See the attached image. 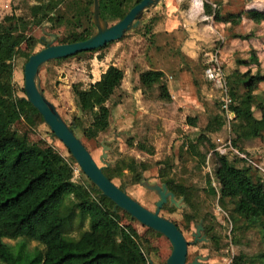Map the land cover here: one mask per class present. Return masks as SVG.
Returning <instances> with one entry per match:
<instances>
[{"label":"rangeland","instance_id":"374dc122","mask_svg":"<svg viewBox=\"0 0 264 264\" xmlns=\"http://www.w3.org/2000/svg\"><path fill=\"white\" fill-rule=\"evenodd\" d=\"M70 1L65 0L59 5L61 21L57 22L55 15H51L49 18L51 23L43 27H34L29 17V7L38 0H0V21L6 15L16 14L23 17L26 22L20 25L21 32L41 38L46 37L45 44L38 46L39 50L44 48L48 42L68 43L71 40L73 26L76 25L81 30L90 18L92 20L90 8L93 6L91 5L89 11L85 10L84 14L75 21L72 18L74 12ZM165 1L146 11L141 25L128 31L122 39L112 42L105 50L87 51L77 57L61 61L56 59L44 64L40 71L41 85L46 96L55 104L62 117L68 123L73 124L77 136L83 140L100 166L107 167L120 156L135 158L138 161L129 170L124 171L123 177H115L113 180L118 186L122 185L128 194L148 209L156 210L159 195L143 186L144 181L162 185L164 178L174 177L182 185L194 184L199 188L200 210L196 211V214L200 217L192 222L188 223L184 215L194 213L195 209L185 200L181 202L183 204L181 207L169 201L160 211L162 216L169 218L179 226L189 241L188 262L202 254L208 256L207 264H232L233 258L243 252L250 260L248 264H264L263 220L260 218L253 222L241 221L244 226H249L248 229L238 228L232 232L233 224L230 213L233 206L228 204V209L222 208L218 203L219 196L215 198L208 196L205 191L208 177L212 179L213 185L219 188L214 174L215 163L212 153H208L205 164H202L192 154L185 155L182 159L179 157L183 144L190 141L196 142L209 118L216 113H222L220 89L207 80L204 74L208 53L210 54L215 49L221 50L220 58L223 61L227 81H235L249 69L254 74L260 72L264 75V21L253 22L245 14V11L250 8L263 10L264 0H211L212 2L217 1L224 14L243 13L239 24L228 23L226 27L217 25L218 22L212 21L211 18L205 22L207 16L204 15L203 10L200 16H195L194 23L191 22L189 16H185V12L180 14L179 11L187 10L192 0H181L177 2L178 5L174 3L175 7L171 10H168ZM213 5L216 7V3ZM176 19H178L176 25H181L178 32L171 34L165 32L167 21L172 28ZM115 22H109V25ZM195 24L203 26L201 28L205 32H202L198 48L191 47L195 49L196 54L193 53L190 56L191 54L185 53L182 48L184 40L188 39L191 26ZM237 35L247 36V38L237 37ZM13 40L14 35L2 37L0 51H5ZM102 53L104 58L99 59ZM252 57H256L257 62L252 60L251 64L245 63ZM25 63L26 61L21 57L13 61V76L19 95H23ZM111 64L125 71L122 86L108 101L112 110L111 125L108 131L102 133L97 139H87L82 132V126L89 125L91 118L84 115L77 106L72 85L82 82L83 86L88 87ZM154 69L166 71L164 80L178 84L179 88L173 92L171 101L161 100L158 97V85H153L148 89L141 85V82L148 83ZM137 73L139 79L140 74L144 76L140 82L138 80L137 88L133 90L131 89L132 83L135 82L133 76ZM240 80L244 82L246 77ZM172 87L174 89V86ZM256 94L259 100L264 101V82L259 84ZM178 98L186 101V106H180ZM12 111V108L7 109L8 113ZM256 114H260L257 109ZM188 116H198V129L188 124ZM30 117L31 122L21 118L15 123V127L20 132L26 133L30 141L42 147L54 146L67 158L72 156L67 147L53 134L38 110H32ZM233 120L234 118L230 121L231 123L226 120V125L221 131L208 134L214 144L221 143L219 139L222 143L228 141L231 143L235 137L232 131ZM129 140H133L134 145H131ZM138 142L153 145L154 154L138 149L136 146ZM200 149L206 151L203 146ZM243 149L245 152L242 154L248 156L253 168L250 174H247L242 171L247 164L240 162L236 173L247 180L250 176L249 186L264 192V132L258 138L245 140ZM104 151L107 154L103 160ZM141 163L148 165L149 168L143 170ZM41 171V168L29 165L21 171V174L29 179ZM75 174L77 181L88 182L90 180L79 165L76 166ZM179 199L177 197V200ZM115 213L133 236L144 242L149 259L153 261V264H164L172 251L169 239L133 221L131 216L120 208H117ZM203 215H208L205 224L213 222L215 231L221 236L220 250H216L210 241L194 242L195 224L201 220ZM88 227L87 220L81 227L76 217L67 227V232L71 236H78L81 230ZM94 233L102 243H106L111 238V234L103 226H97ZM6 241L11 244L17 242L10 239Z\"/></svg>","mask_w":264,"mask_h":264},{"label":"trees","instance_id":"16d2710c","mask_svg":"<svg viewBox=\"0 0 264 264\" xmlns=\"http://www.w3.org/2000/svg\"><path fill=\"white\" fill-rule=\"evenodd\" d=\"M64 1L38 0L31 5L29 17L32 25L43 27L51 23V15H55L57 22L61 21L62 15L58 8ZM140 1L100 0L101 16L109 22H117ZM93 3L94 0H71L70 6L74 12L72 18L76 21L85 10L89 11ZM213 3L217 4L216 7ZM203 8L205 14L215 22L234 25L240 23L243 14H224L217 1L211 0H204ZM245 14L253 21H264V9H248ZM25 22L23 17L16 14L6 15L0 21V39L6 35H14V40L5 51H0V264H149L146 245L119 221L115 203L101 194L90 180L81 182L75 179L78 164L74 158H67L54 146L42 147L30 141L26 133L15 127V123L21 118L31 122L30 112L35 108L26 99L24 87L23 95L17 93L13 61L21 57L27 62L32 54L39 51L38 46L45 44L43 37L20 31V25ZM94 29L91 18L81 30L76 25L73 26L70 42L89 38ZM237 37L247 38L242 35ZM111 43L91 51H103ZM86 52L57 60H67ZM103 57V53L99 55V59ZM252 60L257 62L256 57H252L245 63L251 64ZM243 77H246L244 82L240 80ZM124 78L125 71L111 64L88 87L83 86L82 82L72 85L77 106L84 115L91 118L89 125L82 126L87 139H97L110 128L112 110L107 103L121 87ZM164 78L163 71L153 70L149 81L152 85H158V97L161 100L171 101L168 83ZM261 82H264V75L260 72L254 74L250 69L235 81H228L233 98L231 109L235 113L232 121L235 137L232 144L241 152H245V140L258 138L264 132V101L259 100L256 94ZM9 108L13 109L11 113L7 112ZM256 109L259 115L256 114ZM187 120L191 125L197 126V117L188 116ZM226 120L223 111L211 116L198 140L183 144L179 157L182 159L185 155L192 154L205 164L208 153H212L219 188L208 177L205 191L208 196H219L218 203L222 208L228 209V204L233 206L230 217L232 232H235L238 228L248 229L249 226H244L242 222H253L260 218L264 222V192L249 186L250 176L247 180L236 173L238 164L244 162L247 167L244 166L242 171L250 174L253 164L246 158L236 153L222 154L214 150L215 144L208 134L221 131ZM68 124L74 127L72 123ZM129 143L134 145L133 140H129ZM62 144L65 146L63 142ZM136 146L149 154L155 152L154 146L146 142H138ZM201 146L206 151H202ZM135 163H138L135 158L120 156L113 164L104 167V172L113 180L115 177H123L124 171ZM141 164L143 170L149 168L148 165ZM29 165L41 168L42 171L26 179L21 171ZM164 183H167L176 197H183L195 209L194 213L184 215L188 223L200 217L196 214L200 210L199 188L196 185H182L174 177L164 178ZM119 187L124 189L122 185ZM76 217L81 227L86 220L89 227L81 230L78 236H71L67 227ZM207 218L208 215L201 216L205 234L215 249L220 250L221 236L215 231L213 222L205 224ZM97 226H103L111 234L106 243L96 238L94 232ZM6 239L17 242L11 244ZM248 261V256L242 252L233 258L232 264H248Z\"/></svg>","mask_w":264,"mask_h":264},{"label":"water","instance_id":"95a60500","mask_svg":"<svg viewBox=\"0 0 264 264\" xmlns=\"http://www.w3.org/2000/svg\"><path fill=\"white\" fill-rule=\"evenodd\" d=\"M164 1L141 0L122 19L109 25V21L101 16L100 0H94L90 9L95 29L91 36L85 40L68 43L55 44L48 42L44 48L32 54L24 64V90L26 99L41 113L53 134L65 144L90 181L101 194L115 203V210L117 208L122 209L131 218L169 239L172 251L164 264H206L201 260H208V256L203 255H199L192 261L187 262L189 241L175 222L160 214L162 207L167 202L170 201L171 204L181 207L183 206L181 202L184 198L177 200L175 193L169 190L167 183L159 185L144 181L142 182L143 186L159 195V199L156 202L157 208L152 211L134 199L126 190L119 187L104 172V167L97 163L86 144L77 136L74 127L67 123L55 104L48 99L40 81V71L44 64L52 60L101 48L108 43L122 39L128 31L141 25L142 17L146 11ZM43 38L45 39L46 37L44 36ZM106 154L104 151L103 160L106 158ZM203 230V219H201L196 224V231L193 233L194 242L209 241L206 234H202ZM149 264H153L151 259H149Z\"/></svg>","mask_w":264,"mask_h":264},{"label":"crops","instance_id":"0c3cea01","mask_svg":"<svg viewBox=\"0 0 264 264\" xmlns=\"http://www.w3.org/2000/svg\"><path fill=\"white\" fill-rule=\"evenodd\" d=\"M179 1H181V0H166L165 1V4L168 6V10H171V9H173L174 7H175V4L174 3H176L177 5H178V3L177 2H179ZM190 1V0H189ZM202 1L203 0H192V1H190V3H189V5H188V8H187V10H184V11H179L180 12V14H183L184 12V14H185V16L187 17V16H189L190 17V20H191V22L192 23H194V18H195V16H200V14H201V12H202V10H203V12H204V8H203V3H202ZM204 2V1H203ZM171 4V5H170ZM217 5V4H216ZM220 7V6H219ZM251 9V8H250ZM204 15L205 16H207V17H205L206 18V21L205 22H207V20H208V18H211V20L212 21H214V19L212 18V17H210V16H208V15H206L205 14V12H204ZM176 23H175V25L171 28L170 27V25H169V21H167V25H166V27H165V32H167V33H169V34H171V33H177L178 32V30H179V28H181V25L179 26V25H176L177 24V22H178V19H176V20H174ZM253 21V20H252ZM201 22H202V19H201ZM215 22V21H214ZM253 22H256V21H253ZM259 22V21H258ZM196 23H197V21H196ZM217 25H221V26H225L226 27V25L228 24V23H224V22H218V23H216ZM179 26V27H178ZM192 28H191V30H190V34H189V36H188V39H185L184 40V42H183V44H184V46H183V48H182V50L185 52V53H187V54H191L190 56H192V54L194 53V54H196V51H195V49H193V48H198V46L200 45V40H201V35H202V32H205L204 30H202V28L201 27H203V26H198L197 24H195L194 26H191ZM203 29H205V28H203ZM179 34V33H178ZM206 34H207V32H206ZM209 35L207 34V37H208ZM191 47H193V48H191ZM221 51V50H220ZM207 56H209V53H208V55ZM104 58V57H103ZM115 65V64H114ZM119 67V66H118ZM155 70V69H154ZM158 70V69H157ZM159 71H163L164 73H165V75H166V71H164V70H159ZM140 76H141V78L139 79L138 77H139V75H138V73L137 74H135V76H133V78H134V80H135V82H133L132 83V87H131V89H133L134 90V88H137V85H138V80H139V82L141 81V79L143 78V74L141 75L140 74ZM100 78V77H99ZM98 78V79H99ZM97 79V80H98ZM95 82V81H94ZM142 84V86L143 87H145V89H148V88H151L153 85L151 84V82L150 81H148V83H144V82H141ZM168 83V90H169V93H170V95H171V97H173V92H175V89L177 88H179V86H178V84H173V83H171V82H167ZM172 84V85H171ZM122 86V85H121ZM172 86H174V89H173V87ZM142 88V87H141ZM141 88H140V90H141ZM143 89V88H142ZM181 95L179 94V97H180ZM186 101H184V100H182V99H179L178 98V103H179V105L181 106V105H185L186 103H185ZM108 104V103H107ZM186 106V105H185ZM204 109V108H203ZM195 117H197L198 118V116H195ZM198 121H199V118H198ZM188 124H190L189 122H188ZM191 125V124H190ZM192 127H194V129H198V124H197V126H194V125H191ZM219 132V131H218ZM214 133H217V132H214Z\"/></svg>","mask_w":264,"mask_h":264},{"label":"built area","instance_id":"2783aa9c","mask_svg":"<svg viewBox=\"0 0 264 264\" xmlns=\"http://www.w3.org/2000/svg\"><path fill=\"white\" fill-rule=\"evenodd\" d=\"M204 74L207 80L212 82L215 87L220 89L221 108L224 115L226 116L228 123H231L230 121L235 117V113L231 109L233 98L230 95L229 84L223 67V61L220 58V49H215L209 54L207 63L205 65ZM219 142L221 143H215L214 150L219 151L222 154L228 152H232L233 154L236 153L239 156H242L243 158L249 160V162L251 161L250 159H248V156L246 154H242L243 152L233 146L232 141L231 143H229L230 141H228L227 143H222V141H220L219 139Z\"/></svg>","mask_w":264,"mask_h":264},{"label":"flooded vegetation","instance_id":"af4514ba","mask_svg":"<svg viewBox=\"0 0 264 264\" xmlns=\"http://www.w3.org/2000/svg\"><path fill=\"white\" fill-rule=\"evenodd\" d=\"M43 39H44V38H43ZM44 40H45V39H44ZM199 222H200V221H199ZM199 222H198V223H199ZM198 223H196V224H198ZM203 223H204V222H203ZM196 224H195V227H196ZM202 234H205V227H204V230L202 231ZM200 255H202V254H200ZM198 256H199V255H198ZM203 256H206V255H203ZM196 257H197V256H196ZM196 257H195V258H196ZM195 258H194V259H195ZM199 260H201V259H199ZM201 261H202L203 263H206L207 260H204V261L201 260ZM187 262H188V259H187ZM206 264H207V263H206Z\"/></svg>","mask_w":264,"mask_h":264}]
</instances>
